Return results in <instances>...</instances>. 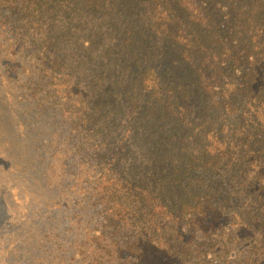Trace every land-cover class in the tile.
<instances>
[{"label":"trees","instance_id":"obj_1","mask_svg":"<svg viewBox=\"0 0 264 264\" xmlns=\"http://www.w3.org/2000/svg\"><path fill=\"white\" fill-rule=\"evenodd\" d=\"M13 3L9 31L72 82L88 257L264 264V0Z\"/></svg>","mask_w":264,"mask_h":264},{"label":"rangeland","instance_id":"obj_2","mask_svg":"<svg viewBox=\"0 0 264 264\" xmlns=\"http://www.w3.org/2000/svg\"><path fill=\"white\" fill-rule=\"evenodd\" d=\"M19 8L13 0H0V264H55L58 254L65 259L58 263L96 264L88 257L90 244L81 230L91 214L75 212L91 205L82 194L85 178H78L85 154L73 141L61 147L71 138L65 137L69 114L80 112L72 82L64 76L68 84L55 83L44 70L45 51L37 59V46L20 45L19 38H27L22 35L33 25L9 31L5 22L22 19ZM73 165L78 168L71 176L66 168ZM67 214H73L70 224ZM67 248L78 251L72 260ZM109 255L104 257L109 260Z\"/></svg>","mask_w":264,"mask_h":264}]
</instances>
